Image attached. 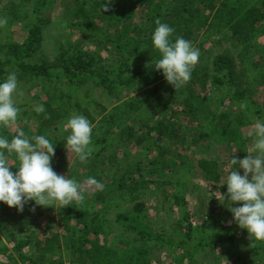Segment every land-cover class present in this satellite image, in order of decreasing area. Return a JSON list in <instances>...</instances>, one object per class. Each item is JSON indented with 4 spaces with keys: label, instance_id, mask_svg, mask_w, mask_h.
<instances>
[{
    "label": "trees",
    "instance_id": "obj_1",
    "mask_svg": "<svg viewBox=\"0 0 264 264\" xmlns=\"http://www.w3.org/2000/svg\"><path fill=\"white\" fill-rule=\"evenodd\" d=\"M249 1L114 0L111 10L104 12L102 6L105 0H61L62 24L67 19L70 29L82 33L87 41L97 43L98 50H105L114 57L118 66L116 70L113 67L102 68L98 53L81 51V46L71 47L68 43L60 48L53 62L43 60L41 65L24 64V60L32 58L41 47L44 27L50 23L45 16L49 7L56 6L58 1L21 0L16 6L13 1L10 2L14 10L8 13L18 20L22 19L20 12L31 3L33 24L22 45L0 42V80L7 78L10 67L18 66V81L56 79L66 80L70 86L78 89L92 83L106 87L109 92L111 89L130 87L137 91L149 89L152 95L158 94L165 77L155 70L153 60L158 53L152 47L151 36L159 19L174 29L173 40L180 36L191 41L195 47L200 32L204 31L206 36L216 38L220 46L230 43L233 49L238 50L241 66L243 68L245 65V72L252 81L250 87L249 84L244 86L241 81L242 68L238 70L234 58L228 54H220L211 67L196 65L183 90L186 95L183 102L185 110L171 111L172 116L177 115L188 123H194L198 129L184 127L178 117L167 118L163 105L155 112L163 116L161 120L155 124L144 123L142 110L149 100H128L122 104L119 116L108 115L104 118L97 129L102 135L95 130L92 140L94 151L86 163H81L76 154L65 148L69 132L60 135V127L67 119L61 104L51 100L42 103L44 113L24 106L21 116L22 120L26 119L25 127H29L25 129L26 135L46 134L56 145L53 169L61 175L69 173L72 176L74 173L80 183L95 177L103 187L85 193L83 201H73L59 209L58 221L64 235L55 229L53 218L43 219V207L35 206V211H32L34 201L28 202L23 212L0 203V264H153L152 258H149L152 243L176 245L182 251L184 242L167 241L163 232H157L145 222L143 214L147 188L150 183H156L158 189L169 184L165 181L166 175L161 180L153 179L157 170L165 172L168 161L173 160L171 157L174 154L165 142L173 143L185 153L179 157L187 164L185 167L189 171L193 167L187 155L196 154L195 151L202 148L203 141L210 143L213 140L216 145L227 143L231 146L237 142L234 117L227 111L220 113L212 129L213 134L202 133L203 119L199 115L208 106L210 83L223 87L230 96L231 104H243L246 110L261 119L260 111L256 109L257 103L252 99L256 93L264 94V43L260 41L264 39V0H252L253 4ZM25 16L30 17L28 14ZM24 74L27 76L22 77ZM252 85L253 91L250 90ZM37 99L35 96L38 102ZM170 100L176 102L174 95ZM99 107L98 115H105L106 108ZM84 114L90 122H96L95 114L87 110ZM0 134L12 137L3 128H0ZM137 148L140 149L139 155L157 152L149 165L130 157L132 150ZM229 154V159L232 155L237 157L239 151L230 149ZM72 156L75 157L72 165L64 167ZM218 161L215 155L196 161L198 173L210 185L219 184L225 173L227 163L220 164ZM14 166L13 172L18 170ZM183 168L175 167L171 170L172 175L169 174L177 187L182 186L180 171ZM82 186L85 191L88 185ZM166 200H172L175 205L180 202L185 204L180 190H176L170 199L169 196L165 198L164 202ZM122 205L124 208L132 206L131 210H122ZM201 205L200 215L203 219L206 218V204L202 202ZM111 211H114V215L108 222L107 215ZM185 217L188 218V215ZM111 227H115L116 231ZM235 227H222L216 233L198 239V248L227 244L235 246L238 240V228ZM194 230L192 225L186 227V236L190 241L194 238ZM2 237L6 238V244ZM256 243L258 247H252L245 259L241 255L236 256L241 262L238 264H264V249ZM186 254L178 257L176 264H190L192 253Z\"/></svg>",
    "mask_w": 264,
    "mask_h": 264
},
{
    "label": "rangeland",
    "instance_id": "obj_2",
    "mask_svg": "<svg viewBox=\"0 0 264 264\" xmlns=\"http://www.w3.org/2000/svg\"><path fill=\"white\" fill-rule=\"evenodd\" d=\"M12 1L15 4L14 6H16L21 0H0V19L7 21L6 24L0 25V42L18 43L22 45L28 36L30 26L33 24L31 20V15H33L31 11L32 7L31 3H28V7H25L20 12L22 13V19H14V15L8 13V11L14 10V7L9 5ZM57 1V5L50 6L48 9L49 12L47 13L48 15L45 16L49 18L50 23L44 27V41L42 42L41 47L32 58L25 59L24 64L41 65L40 63L43 60L53 62L58 55L60 48L64 46L66 47L68 43L71 47L81 46V51L98 53L97 57L101 59L100 66L102 68L113 67V69L116 70L118 66L115 65L114 57H112L105 50H98V46L96 45L97 43L93 42L92 40L87 41L85 35H82V33L74 29H70L68 27L69 21L67 19L65 20V23L62 24L63 14L60 4L61 0ZM249 3L253 4V1L250 0ZM21 7L23 8L24 6ZM25 14L30 15V17L26 18ZM206 35L207 34H205L204 31L200 32L198 44L195 46V48L199 49L200 51V57L197 65H207L208 67H211L213 60L220 54L224 53L234 58L238 66V70L242 68L238 50L233 49L230 46V43H224L222 46H220L216 38L213 36L208 37ZM260 41L261 43H264V39ZM73 50L74 49L71 50V53ZM8 70V74L15 72L18 76L20 73L18 66H12ZM248 75L249 74L245 72V65H243L241 71V81L245 87L248 86V84L250 87V83L252 81ZM24 76L27 75L24 74L22 77ZM39 83L43 84V86ZM186 84L175 89V87L170 85L164 78L158 88V94L152 95L149 92V89L137 91L134 88L129 87L123 88L121 90L111 89V92H109V89L106 87H103L102 85L94 86L92 83L82 86L78 89L70 86L66 80L59 81L52 79L51 81H45L44 79H21L18 81V94L14 96V101L17 107L20 108L17 123L13 127L3 128V131L10 132L11 136H14L17 131L21 129L25 132V129H28L29 127H25L26 119L24 118L22 120L21 116L22 110H25L24 106H27L29 110L35 109L37 105H42V103L47 102L48 100L61 104L65 109L67 119L72 115H77L78 112H81L83 115L85 110L89 111L91 114H95L96 122H91L94 133L95 130L97 131L98 127L102 125L104 118H107L108 115L115 117L119 116L122 109V104L124 102L132 99H136L138 101L148 99L149 101L145 104V106H143L142 112L144 111V113L142 115V121L144 123L149 122V124H155L163 117L162 115L155 113L158 111L157 108L160 105L165 106L167 118L172 116V109L175 111L185 110L183 102L186 95L183 90ZM252 89H254L253 85L251 86L250 90ZM172 95L175 97V103H172L170 100ZM205 95L206 94H203V96ZM35 96L38 97V102L35 101ZM207 98H210V100L208 99V106L199 115L203 119L202 133L213 134L212 129L214 128L220 113L227 111L232 115V117H234L233 127L238 140L232 146L227 143L216 145L213 140L210 143L203 141L202 148H200V150H196V154L187 155L191 161V166L193 167L191 171L185 167L187 164H184L179 157H183L185 153L180 151L179 148H177L173 143L168 144L165 142L166 147H169L174 154L173 157H171L173 160H170V162L168 161V167L166 168L165 172H162V169L157 170V173L153 176V179L161 180L162 176L166 175L167 178L165 181H167L169 184L163 186L162 189H158L156 183H150L149 188H147V196L145 197L146 207L143 215L145 222L157 232H163L167 241L170 240L175 243L182 241L184 244L181 251V249H178L176 245L174 246L170 244L152 243V245L149 246V258H152L153 264H176L175 261L177 258L182 257L183 253L185 252H187V254L192 253L190 254L192 256L190 264H238L240 261L236 259L237 255H241L245 259L250 253L252 247H258L257 243L250 239L246 230H242L237 226V224H234L235 222L233 221L232 214L226 207L227 201L224 205H222L220 201L217 200L221 199L219 192L222 195L226 194L227 186H222L221 182L216 185H210L205 180H203L202 175L198 173L196 161L202 157L210 158L215 155L220 164L221 162L227 163L230 157V149H237L239 151L237 158H245L248 155L245 150L251 147L248 137L249 133L253 131L252 125L256 120H264V104H262L264 103V94L256 93L253 95L252 99L254 103H257L256 109L260 111L261 119H258L255 114L253 115L251 112L246 110V106L243 104H231L230 96H228L227 91L223 87L213 84V82L209 84ZM99 106L106 108L105 115H98L100 112ZM84 116L87 117L86 114H84ZM172 117L177 118L178 116L174 115ZM87 118L89 119V117ZM67 119H65V121ZM177 119L184 127L189 126L193 128L196 127V129H198V126H196L194 123L193 125L192 123H188L179 117ZM89 121L91 120L89 119ZM64 123L60 127V135L70 131L64 129ZM135 128L138 129V126L135 125ZM156 148L157 147H153V149ZM139 152V148L132 150L130 157L132 159H138L144 163H148V165L152 161L153 156H155L157 153L154 151L150 155H139ZM72 157L73 158H69V160H67L68 163L64 167H69L72 165L73 159L75 158L74 156ZM57 165L60 164L57 163ZM62 166L63 165L60 167ZM179 166L184 167L183 170L180 171L183 179L181 180L182 186L177 187L175 180L171 179L169 174L172 173L171 170L173 168ZM241 174H243V170H241ZM65 175L71 178L74 176V173L72 176H70L71 174L69 173H66ZM81 183L86 184L85 180ZM85 189L86 190L84 191V194H89L91 191H94L98 188L87 186ZM178 189L182 191L185 204L180 202L175 205L172 200H166L164 202L165 198L169 196L170 199L171 195L174 194L176 190L179 191ZM202 202L206 204V218L203 219H201L200 215ZM123 206L124 205L121 206L122 210L127 209L129 211L132 207L126 206L124 208ZM233 206L235 207L238 205ZM54 207L55 208H42L44 212L43 219H47L48 217H50V219L53 218L52 224L54 225L55 229L64 235V229L58 221V211L63 206L54 205ZM113 212L114 211H111L107 215L109 218L108 222H110V219L113 217ZM186 214L188 215V218L185 217V219L184 216ZM188 225H192L195 229L193 234L194 238L192 241H190V239L186 236V227ZM230 225L236 226V229L238 228V240L235 246L232 247L227 244L226 246L215 245L203 249L198 248V239L206 238V236L221 230L222 227L228 228ZM111 229L116 231L115 227H111ZM2 240L5 244L7 243L5 237H2ZM258 244L264 249V243L258 242Z\"/></svg>",
    "mask_w": 264,
    "mask_h": 264
},
{
    "label": "clouds",
    "instance_id": "obj_3",
    "mask_svg": "<svg viewBox=\"0 0 264 264\" xmlns=\"http://www.w3.org/2000/svg\"><path fill=\"white\" fill-rule=\"evenodd\" d=\"M113 2L105 0L103 11H110ZM6 23L0 19V25ZM155 23L151 36L152 47L158 53L153 60L155 70L162 72L166 81L177 89L191 79L200 51L183 37L173 40L174 29L167 23L159 19ZM16 94L18 78L11 72L0 80V128L17 123L20 108L14 101ZM35 111L44 113L45 108L37 105ZM63 127L70 130L65 148L76 154L81 163H86L94 151L91 122L77 114L70 116ZM252 128L248 137L251 147L245 150L248 155L243 159L232 156L224 166L221 185L227 186V192L224 195L219 192L221 199L217 200L222 205L227 201L233 221L247 231L253 242L264 243V120H256ZM55 147L46 134L29 137L22 129L11 138L0 134V203L23 212L30 201H34L32 211H35V206L55 208L54 205L67 206L85 199L83 186L74 176L69 178L53 169ZM14 164L18 169L15 172L12 171ZM85 183L103 187L95 177L87 178Z\"/></svg>",
    "mask_w": 264,
    "mask_h": 264
}]
</instances>
